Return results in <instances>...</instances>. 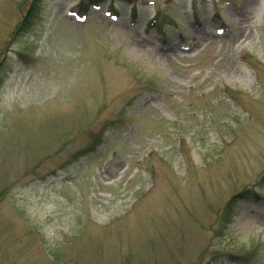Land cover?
<instances>
[{
  "label": "rangeland",
  "instance_id": "rangeland-1",
  "mask_svg": "<svg viewBox=\"0 0 264 264\" xmlns=\"http://www.w3.org/2000/svg\"><path fill=\"white\" fill-rule=\"evenodd\" d=\"M87 1L0 0V264H264V0Z\"/></svg>",
  "mask_w": 264,
  "mask_h": 264
},
{
  "label": "trees",
  "instance_id": "trees-1",
  "mask_svg": "<svg viewBox=\"0 0 264 264\" xmlns=\"http://www.w3.org/2000/svg\"><path fill=\"white\" fill-rule=\"evenodd\" d=\"M99 1V0H98ZM98 1L97 0H89V1H87L86 2V4L84 3V4H79V10H78V14H80L81 16H86V14L88 13V10H89V4H92V3H98ZM34 2V1H33ZM135 9V8H134ZM81 12V13H80ZM134 13H135V11H134ZM79 15V16H80ZM23 19H24V17H23ZM23 21V20H22ZM155 21H156V18H152L149 22H150V25L151 26H153V25H155ZM1 80V79H0ZM92 145V144H91ZM91 145H89V147L91 146ZM88 147V148H89Z\"/></svg>",
  "mask_w": 264,
  "mask_h": 264
}]
</instances>
